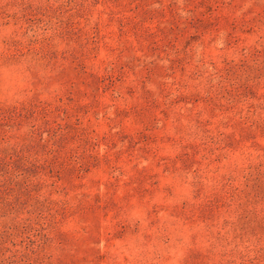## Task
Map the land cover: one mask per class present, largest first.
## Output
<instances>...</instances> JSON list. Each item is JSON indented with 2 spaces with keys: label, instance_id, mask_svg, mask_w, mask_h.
I'll list each match as a JSON object with an SVG mask.
<instances>
[{
  "label": "rangeland",
  "instance_id": "obj_1",
  "mask_svg": "<svg viewBox=\"0 0 264 264\" xmlns=\"http://www.w3.org/2000/svg\"><path fill=\"white\" fill-rule=\"evenodd\" d=\"M0 264H264V0H0Z\"/></svg>",
  "mask_w": 264,
  "mask_h": 264
}]
</instances>
